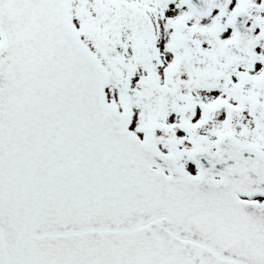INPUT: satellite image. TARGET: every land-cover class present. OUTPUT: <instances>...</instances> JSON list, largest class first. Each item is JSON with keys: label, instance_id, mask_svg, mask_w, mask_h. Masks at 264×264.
Wrapping results in <instances>:
<instances>
[{"label": "snow or ice", "instance_id": "6c2138e0", "mask_svg": "<svg viewBox=\"0 0 264 264\" xmlns=\"http://www.w3.org/2000/svg\"><path fill=\"white\" fill-rule=\"evenodd\" d=\"M0 264H264V0H0Z\"/></svg>", "mask_w": 264, "mask_h": 264}]
</instances>
